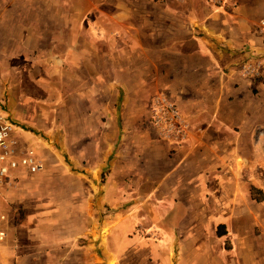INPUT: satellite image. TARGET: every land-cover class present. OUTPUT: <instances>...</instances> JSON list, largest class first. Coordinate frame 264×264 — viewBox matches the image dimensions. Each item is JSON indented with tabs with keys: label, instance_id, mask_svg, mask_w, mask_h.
<instances>
[{
	"label": "crops",
	"instance_id": "obj_1",
	"mask_svg": "<svg viewBox=\"0 0 264 264\" xmlns=\"http://www.w3.org/2000/svg\"><path fill=\"white\" fill-rule=\"evenodd\" d=\"M219 1L0 0V103L44 160L0 186V264H264V0Z\"/></svg>",
	"mask_w": 264,
	"mask_h": 264
},
{
	"label": "built area",
	"instance_id": "obj_2",
	"mask_svg": "<svg viewBox=\"0 0 264 264\" xmlns=\"http://www.w3.org/2000/svg\"><path fill=\"white\" fill-rule=\"evenodd\" d=\"M212 2L220 3L219 0H212ZM263 26L264 22L261 21L260 31L264 30ZM257 68L255 65L245 64L241 71L255 76L258 74ZM151 113L152 122L162 136L169 138L183 134L184 123L175 105L164 95L159 94L153 97ZM16 129V123L0 103V186L7 184L12 173L19 168L34 174L42 167L40 159L32 149L20 147L14 136ZM3 235L4 233L0 231V239Z\"/></svg>",
	"mask_w": 264,
	"mask_h": 264
},
{
	"label": "rangeland",
	"instance_id": "obj_3",
	"mask_svg": "<svg viewBox=\"0 0 264 264\" xmlns=\"http://www.w3.org/2000/svg\"><path fill=\"white\" fill-rule=\"evenodd\" d=\"M156 94H157L156 92L153 93V94H150V96H149V108H151V103H152L153 97L156 96ZM159 94L164 95L168 100L171 99L170 98V95L168 93H164V94L163 93H159ZM43 162H44V160H43ZM104 177H105L104 174H102V177L101 178L103 179V181H104ZM107 213H108V207H104L103 210H102V215L107 214ZM106 234H107V229L102 230L103 237H105Z\"/></svg>",
	"mask_w": 264,
	"mask_h": 264
},
{
	"label": "trees",
	"instance_id": "obj_4",
	"mask_svg": "<svg viewBox=\"0 0 264 264\" xmlns=\"http://www.w3.org/2000/svg\"><path fill=\"white\" fill-rule=\"evenodd\" d=\"M252 192H253V190H252Z\"/></svg>",
	"mask_w": 264,
	"mask_h": 264
}]
</instances>
